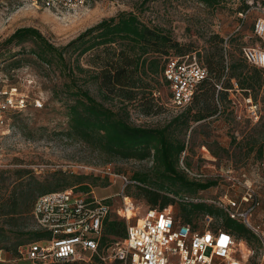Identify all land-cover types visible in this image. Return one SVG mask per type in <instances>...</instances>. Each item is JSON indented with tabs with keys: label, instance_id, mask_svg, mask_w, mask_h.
<instances>
[{
	"label": "trees",
	"instance_id": "16d2710c",
	"mask_svg": "<svg viewBox=\"0 0 264 264\" xmlns=\"http://www.w3.org/2000/svg\"><path fill=\"white\" fill-rule=\"evenodd\" d=\"M198 1L212 7L221 2ZM253 2L264 5V0ZM250 6L251 3L242 0L238 11L243 12ZM27 41L32 43L31 47H24L12 54L9 63L0 59L3 73L13 79L12 71L27 64L23 57L17 55L26 52L35 53L44 63L56 64L61 76L52 89L53 96L63 101L66 107L68 120L67 127L62 131L64 134L98 151L105 163L118 158L152 159V172H135L132 179L136 182L125 186V194L144 198L148 207L159 209L177 200L184 201L180 217L195 226L198 224L194 218L201 212L216 216L225 213L212 203L191 201L180 195L183 192L195 194L215 184V181L203 182L189 178L180 163L187 149V131L195 123L200 124L226 110L232 102L229 90L235 88V82L243 93L253 96L254 100L264 90V67L246 59L243 46L247 43L240 36L230 35L226 39L219 33L210 36V47L199 58L208 70L207 76L197 85L192 101L185 108H176L180 111L167 123L157 126L131 122L130 107L145 114L162 111L164 105L157 88L158 83L162 82L167 86L170 96L169 82L164 75L166 62L173 55L194 51L192 44L178 41L166 28L150 25L136 12L126 10L103 18L63 45L53 43L39 28L31 25L18 27L3 44ZM231 44H235L233 51L229 47ZM86 54H89V59L88 64L84 65L81 58ZM89 83L96 85L98 92L105 98L120 101L121 107L107 105L91 91ZM218 83H222L221 88L217 87ZM242 145L247 146L250 152L256 151L258 158L264 157V136L248 138ZM211 150L219 154L220 150L226 149L218 146L211 147ZM12 176L13 180L9 181ZM100 178V175L56 169L40 179L27 166L14 169L0 167V247L21 256L22 246L48 236L46 231L34 227L33 205L38 195L68 187L90 191L93 185L99 184ZM222 226L239 237L240 230L252 231L244 223L234 224L225 219ZM126 234L127 221L110 213L105 219L100 249L105 251ZM117 237L121 239L115 240ZM31 264L123 262L118 258L104 260L94 254L90 260Z\"/></svg>",
	"mask_w": 264,
	"mask_h": 264
},
{
	"label": "rangeland",
	"instance_id": "374dc122",
	"mask_svg": "<svg viewBox=\"0 0 264 264\" xmlns=\"http://www.w3.org/2000/svg\"><path fill=\"white\" fill-rule=\"evenodd\" d=\"M89 0L87 7L76 13L58 15L43 6H37L31 0H0V59L6 63L11 61L12 54L22 48H30V41L20 44H3L4 40L18 27L35 26L39 28L53 43L66 44L87 27L96 24L103 18L118 14L122 10L134 11L150 25H159L171 32L180 42L192 44L200 58L210 47V36L219 33L225 39L230 35L240 36L249 45L264 46V41L255 33L254 24L259 16L264 15V5L251 3L246 16H242L238 7L242 0H221L216 6H208L198 0ZM236 43V42H235ZM235 50V44L229 45ZM229 48V49H230ZM186 54V53H185ZM26 61L24 67L12 72V81L7 84L17 85L29 94V99L40 98L42 106L28 104L26 109L11 115L10 124L0 127V163L2 168L14 169L27 166L34 174L44 179L56 169L100 175L98 185H93L98 197H108L113 204L112 216L118 215L116 210L121 205L120 193L124 184L122 175L132 179L135 172H152V159L137 160L114 159L103 162V156L82 141L64 134L67 127V113L63 101L53 96V86L60 81V70L56 64L42 62L33 52L18 54ZM14 56V57H17ZM12 57V58H14ZM89 54L81 61L88 64ZM2 65L0 74L3 75ZM91 91L107 105L121 107L117 99L105 98L98 92L96 85L89 83ZM157 94L164 105L162 111L145 114L130 107L129 120L141 125H163L177 112L169 101L168 88L158 83ZM232 102L224 112H218L208 120L195 123L185 136L187 149L182 154L180 166L191 179L199 181H215V184L200 189L195 194L183 192L181 196L191 201H205L223 209L220 203H226V195L240 197L245 191V184H251L260 198V204L249 218V223L229 218L226 211L219 216L205 212L195 217L200 227L207 225V215L213 219L211 228L222 225L224 219L231 223H244L252 229L240 230L241 237L249 248L254 249L245 264H264V157L258 158L256 151L250 152L242 143L248 138L264 136V90L255 102L259 105V118L250 115L245 101V93L236 87L229 90ZM253 97V96H252ZM254 99V98H253ZM223 146L214 154L211 147ZM243 146V147H242ZM110 168V169H109ZM111 171L112 174L107 173ZM116 174V175H115ZM108 179L107 182L105 180ZM13 180V176L9 181ZM8 181V182H9ZM133 188V186H132ZM136 216L141 218L149 204L144 198H136ZM184 201L177 200L172 204V211L180 217L183 213ZM139 216L138 218H136ZM115 240L121 237L114 238ZM0 264H31L26 258L8 251L3 247Z\"/></svg>",
	"mask_w": 264,
	"mask_h": 264
},
{
	"label": "built area",
	"instance_id": "2783aa9c",
	"mask_svg": "<svg viewBox=\"0 0 264 264\" xmlns=\"http://www.w3.org/2000/svg\"><path fill=\"white\" fill-rule=\"evenodd\" d=\"M31 1L58 15H66L85 9L89 0ZM248 10L240 14L245 17ZM254 31L264 41V15L256 20ZM243 54L250 63L264 67V46L246 44ZM2 74L0 127H5L10 124L11 115L24 111L28 104L41 107L42 101L40 98L30 100L29 94L17 85L5 84L12 79ZM207 74L206 66L196 53L169 57L164 75L169 82L170 103L177 109L185 108ZM235 86H238L237 82ZM217 87L221 88L222 83H218ZM244 99L250 115L258 119V103L251 95ZM107 173L112 174L111 171ZM122 177L125 181L118 193L121 205L115 209L118 216L127 221V234L122 240L115 241L105 251L100 249L105 219L114 210L109 199L111 196L98 197L93 188L83 191L68 187L38 195L33 205L34 227L46 231L48 236L22 246L21 257L32 263L90 260L95 254L104 260L121 259L123 264H245L248 257L254 254V249L249 248L247 242L234 232L222 225L208 226L213 219L211 215H207L205 227L195 226L177 217L172 211V204L163 209L148 207L141 218L137 216L138 219L131 221L137 213L130 217L127 212L136 210V201L125 194L124 188L136 181L125 175ZM226 197L228 200L220 206L227 215L250 224L249 218L260 204L255 188L245 184V191L240 197ZM2 253L0 248V256Z\"/></svg>",
	"mask_w": 264,
	"mask_h": 264
},
{
	"label": "bare ground",
	"instance_id": "6f19581e",
	"mask_svg": "<svg viewBox=\"0 0 264 264\" xmlns=\"http://www.w3.org/2000/svg\"><path fill=\"white\" fill-rule=\"evenodd\" d=\"M128 216H132V215H135L137 212H136V210H129L128 212Z\"/></svg>",
	"mask_w": 264,
	"mask_h": 264
}]
</instances>
